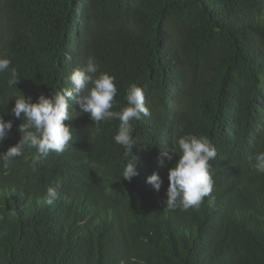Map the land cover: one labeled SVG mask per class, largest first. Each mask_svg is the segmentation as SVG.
Instances as JSON below:
<instances>
[{"label": "trees", "instance_id": "16d2710c", "mask_svg": "<svg viewBox=\"0 0 264 264\" xmlns=\"http://www.w3.org/2000/svg\"><path fill=\"white\" fill-rule=\"evenodd\" d=\"M0 58L19 80L0 73V115L13 121L0 152L22 135L15 98L70 88L89 58L115 77L113 111L132 84L150 110L132 122L130 153L114 140L118 119L97 125L73 100L64 152L0 161V264H264V173L253 167L264 152V0H0ZM188 134L217 156L211 196L185 211L166 206L178 157L165 153ZM58 182L60 199L43 203Z\"/></svg>", "mask_w": 264, "mask_h": 264}, {"label": "clouds", "instance_id": "9594fccd", "mask_svg": "<svg viewBox=\"0 0 264 264\" xmlns=\"http://www.w3.org/2000/svg\"><path fill=\"white\" fill-rule=\"evenodd\" d=\"M9 58H0V73L10 70L8 84L18 83V74L15 68H11ZM99 65L89 58L83 68H75L70 74V88L51 95L41 94L35 101L31 96L24 94L15 98V104L11 113L15 118L24 122L19 125L22 134L20 140L0 152V161L7 168L11 161L21 156L24 149H35L34 163L48 157L52 152L62 153L73 140V129L66 121L74 118L70 114L72 101L80 107L81 114H88L95 124L101 121L118 119L119 129L114 140L131 152L136 144L133 139V121L141 116H149L150 110L145 103L144 89L136 84L129 86L126 92L127 106L120 111H113L117 85L115 77L107 72H99ZM13 127L12 120H6L0 115V144L9 135ZM168 160H175L174 166L169 168L166 206L168 208L180 207L182 210L191 208L199 209L205 197H210L214 188L213 173L210 161L217 156V150L212 142L205 136L193 134L183 135L175 141L170 152H166ZM253 167L264 173V152L254 155ZM136 158L133 157L123 167L122 177L131 181L138 174ZM156 191H159L163 179L158 172H153L147 178ZM61 184L48 187L43 203L53 205L61 197ZM212 201L210 200V203Z\"/></svg>", "mask_w": 264, "mask_h": 264}]
</instances>
